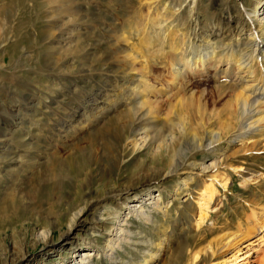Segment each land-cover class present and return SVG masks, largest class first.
I'll use <instances>...</instances> for the list:
<instances>
[{
	"label": "rangeland",
	"instance_id": "1",
	"mask_svg": "<svg viewBox=\"0 0 264 264\" xmlns=\"http://www.w3.org/2000/svg\"><path fill=\"white\" fill-rule=\"evenodd\" d=\"M196 1L194 5L193 0H178L182 7L172 13L171 9L165 10L167 2L162 1L158 4L159 12L167 15V24L179 21L178 16H182L181 23L189 24L192 13L195 14L192 9L196 8L199 10L201 35L203 30L222 24L227 32L225 42L232 46L231 37L235 39L244 33L240 31L244 16L242 7L254 10L259 0ZM144 3L139 0H84L85 7L89 8L85 15L90 26L86 29L80 27V32H75L76 41L83 43L80 54L72 59L73 47L60 50L57 44H49L54 37L49 33L53 19L48 17L53 4H47L46 0H0V264H58L65 256H72L74 249L80 250L88 245L104 247L109 234L117 226V220L123 216V210L125 212L122 203L132 194L145 192L140 184L142 181L149 177L157 179L161 171H166L170 151L165 149L162 154L154 156V141L135 151L130 145L127 150L120 147L135 135L134 129L127 128L125 122L118 126L110 124L108 128L106 123L111 114L106 117V122L102 120L96 126L93 120L89 122L81 116L82 110L79 116L74 115V111L82 107L85 110L88 105L87 109L93 106L97 114L91 112L99 116L97 107L102 106L101 101L106 104L119 100L116 96L124 91L119 93L114 80L117 69L123 70L129 66L128 62H134L130 68L138 69L139 73L140 68H146L147 80L154 86L151 99L157 104L156 112L161 119L168 121L164 123L165 131L163 127L161 135L163 132L169 137L174 134V147L189 141V130L197 132L198 138L204 136L207 126L217 130L219 121L216 115L222 112L228 100H233V92L245 83L244 79L240 80L245 73L235 68L232 70L237 75L233 74L227 80L222 72L227 63L221 62L218 69L209 66L204 73L189 75L182 88L178 86L177 89L170 81L169 58L155 57L149 66H145L144 63L149 61L147 54L156 49L166 54L170 46L159 42L161 32L158 26L156 29L151 26L149 33L145 31L144 26L150 20L146 18L149 17L148 5ZM77 5L75 2L70 6L75 10ZM138 14L143 16L140 20H136ZM54 20L62 24L66 19ZM122 24L126 33L131 31L133 24L143 28L148 46L136 33L129 41L121 36L123 31L113 30L112 36L108 37L107 29L109 31L114 26L122 29ZM190 27L191 32L200 28L194 24ZM52 30L57 34V30ZM100 40L101 46H97ZM220 41L218 39L217 43L221 44ZM252 46L242 45L240 52L252 53ZM85 49L92 50L86 54ZM124 49L138 61L128 59ZM85 57L88 61L84 60ZM95 62L99 63V69L90 73L92 77L85 78L84 73L78 72L77 68L95 67ZM258 63L254 62L255 79L263 75ZM65 69L72 72H65ZM55 72H61L64 77L57 80L52 75ZM156 87L160 88L157 93ZM95 97L100 102L93 101ZM122 108L125 110L127 105ZM226 117L221 113L219 119L224 121ZM123 137L126 138L120 142ZM28 143L34 149H29ZM232 151L228 153L231 155ZM229 158L225 162L228 167L223 166L220 171V175H229L228 187L217 186L220 195L212 204L214 210L203 226L194 227L190 222V216L197 213L195 202L201 180L184 189L182 199L169 208L170 217L152 213L153 223L136 216L129 217L124 227L133 233V242L116 250L118 263L114 264H144L149 258V243L162 239L166 244L158 264H189L196 253L202 256L197 264L231 261L240 243L220 247L219 242L232 233L237 234L239 240L246 235L242 242L249 248L241 253L247 255L251 251L250 243H257L264 236L263 229H258L264 219V152L237 153ZM213 159L214 154L204 149L195 152L191 161L197 164ZM239 167L243 170L236 172L234 169ZM9 169L14 172H8ZM249 173L256 176L251 177ZM158 184H153L152 190L161 193L164 203L175 196L178 186L185 187L175 177ZM129 187L134 190L123 192L119 199L115 197L116 192L109 194V190ZM83 207H86L83 216L75 226H70V218ZM98 216L102 220H98ZM45 230L50 237L44 241L38 234ZM70 236L72 238L66 239ZM73 245L76 247L71 250ZM260 248L254 256H245L240 264H264V246ZM202 258L205 259L201 261ZM92 259V264H112L102 254Z\"/></svg>",
	"mask_w": 264,
	"mask_h": 264
},
{
	"label": "bare ground",
	"instance_id": "2",
	"mask_svg": "<svg viewBox=\"0 0 264 264\" xmlns=\"http://www.w3.org/2000/svg\"><path fill=\"white\" fill-rule=\"evenodd\" d=\"M139 1L141 3L145 2L144 4L148 5L147 8H148L149 17L146 18H149L150 22L144 26L145 31L149 33L151 26H153L155 29L158 26L160 29L159 33L161 32L160 34L161 38L159 39V42L161 44L169 43L168 45L170 46V49L168 51L166 50V54L168 55H166L164 51H160L158 49L152 51V53L147 54V59L149 61L144 63L145 66H149L153 62L155 57L156 59L169 58L168 59L169 61L167 59L166 60L167 62H169L168 67L170 68L171 84L172 86H174V88L175 87L177 88L178 86H179L178 88H182L184 84L183 81H185L184 79L188 78L189 75H194L198 72L204 73L205 71H207V68L209 66L218 69V67L221 66L222 64L221 62H223V63H227V68L222 69V72L224 73V77L226 76L227 80L231 77V75L233 74L237 75V73H233V71L236 69L239 72L245 73L244 78L243 76L242 77L240 76V80L244 79L243 82L245 83L244 84L240 83L242 85L233 92L234 93L233 97H231L233 100L230 101L228 100L227 103L224 105L222 112L216 115V118L219 121L217 130L212 129L209 126L205 127L206 132L204 133V136L202 138H198L199 135L197 132L193 130H189L188 131V134L190 136L189 141L180 142L179 147H174L175 145L174 134L171 137H169L167 134H163L165 133L163 132L161 135V132L163 131L162 128L164 127V123H167L168 121L165 119H161L159 117L158 112H156L157 104H154L155 103L153 101L154 99L153 100L151 99V97L154 95V90H153L154 86H152L147 80L146 68H140V73H139L138 69L130 68V66L133 65L134 62H128L129 66L124 67L123 70L122 68L117 69L115 73L116 78H114V80L116 81V85L119 86L118 87V90L120 91L119 93L124 91V93L116 96L117 98H119V100H112V103L108 102L106 104L103 103L104 101H101L102 106L98 105L97 107L98 108L97 111L98 113H100L99 116L94 115V113L96 112H94L93 106L90 110H88L87 109L88 105L85 106L86 107L85 110H83L82 107V109H78L74 111L75 112L74 115L79 116L82 110L81 116L89 122L93 120V123L96 126V123H99L102 120L104 121L107 120L106 117L109 114H111L109 115V120L106 123L108 128L110 124L118 126L125 122L127 128H132V130L134 129L133 132L135 135H132L133 137L131 139H128L127 141L125 140L126 141L125 144L121 143L120 147H125L127 150L128 146L130 145L131 148H133V150L135 151L144 148L146 145H149L151 144L152 141H154L155 145L152 149L153 153L155 154L154 156L162 154V151H164L165 149L170 151V154L166 162L167 168L165 172L161 171L157 179L149 177V179H146L145 181H142L140 183L143 185L142 190H145V192L142 191L143 195L139 193L132 194L130 195V198L128 200L122 203L125 207V212L123 210V216H121L117 220V226L114 227L111 233L109 234V237L104 247L98 248V246L88 245L78 250V249H74L76 246L74 247L73 245V247H71L72 248L71 250L74 249V252H71V254L73 253L72 256H65L64 258H62V261L58 264H92L93 256L95 255L99 256L100 254L107 257L112 264L118 263L116 250L123 249L124 244H130L131 242H133L131 240V235L133 233L131 232L130 229L124 227V225L127 224L129 217L136 216L142 218L147 222H152V223H153L152 213L158 212L163 214V216L165 217H170L171 215L169 213V208L173 205L175 201L178 202L179 200L182 199L181 194L185 193L184 189H186L189 185L195 183L196 181L200 182L201 180L202 182H200L199 184L200 188L197 193L198 196L196 197L197 201L195 202V204L197 205V213L196 215L193 214L190 216V222H191V226L194 227L203 226L204 223L210 218L211 216L210 212L214 210L213 205L217 197L220 195L219 194L220 191L218 190L217 186L221 185L225 189L228 187V182L230 180L229 175L226 173L220 175V171L222 170L223 166L228 167V165H225L226 160L230 159L229 158L230 156L237 153L248 154V153H255L256 151L264 152V0H259L258 5L254 10L249 11L246 8H244V6L242 7L244 16L242 17L243 19L241 20L240 23L241 26L243 25L242 30L240 31L244 33L242 35L240 34L235 39L231 37L232 39H230V41H232V43L234 41V44H231L232 46H229L225 42V37L227 32L223 29V27H221L222 24H220L221 25L220 27H212L211 29H207V31L203 30L202 31L203 34L201 35L200 32L201 21L199 22V10H196V8L192 9V12H194L195 14L192 13L193 18L191 19L189 24L187 22L181 23L182 16H178L179 21H177L176 23L167 24L168 17L166 14H163V12L161 13L159 12L158 4L162 1L163 2L165 1V3L167 2L166 3L167 6L165 10L169 11L171 9L172 10L171 13H172L174 12V10L177 11L181 9L182 7L181 2L178 3L177 2L178 0H139ZM75 2L78 3V5L77 7H75L74 10V7L70 5L71 4L75 5ZM196 2H197L196 0H193L194 5L196 4ZM46 3L53 4V7L48 12V17L53 19L51 20L52 24L50 25L49 33H51L50 36L53 35L54 37L51 43L49 44H53V45L57 44L58 46L57 45L56 46L57 48L60 47V50L64 47L65 48L68 47V49L69 46L73 47L74 51L72 50L71 52V54H73L71 58L74 59L77 55L80 54L81 44L83 43V42L82 43L79 42V40L76 41L74 36L77 34H75V32L76 31L80 32V27L85 28L90 26L89 24L90 20H88L86 17L87 15L86 12L89 8H87L88 6L85 7L84 0H46ZM195 10L197 12H195ZM74 11H76L75 14L73 13ZM135 17L136 20H140V18L143 16L141 14H138V16ZM58 18L59 20L61 19L62 20L66 19V20L62 24H60L59 22L55 23L54 19H58ZM158 18L160 20H157ZM218 21L219 20H217V23L220 22ZM193 24L196 26V28L197 27L200 28L195 29L194 32H191L190 26ZM217 25L218 24H216V26ZM57 28H59V30ZM52 29L57 30V34H55V32ZM144 29L139 28L137 24H133L130 28L131 31L126 33L125 26L122 24V29H119L118 26L116 27L114 26L109 31H107L108 29L105 30L108 37L112 36L113 30L117 32L123 31L121 33V36L126 41L131 40L134 37L133 33H136L137 34L136 36L141 38L143 44L148 46V40H145L146 33L144 34L145 32ZM141 33H143V35ZM81 36H79V38ZM148 38H150V35H148ZM218 39L221 40L220 41L221 44L217 43ZM248 44L249 45L253 44L252 53L240 52L241 49L240 46L248 45ZM97 46H101V40L99 41V44ZM89 50L92 49H87L86 54H89ZM123 51L126 52L128 59H133L134 61H138L137 57L136 56L133 57L130 53L127 52L126 49H124ZM58 57L62 59L60 57V54L58 55ZM69 58L70 57H68L67 59ZM85 58L86 59L84 60L88 61L87 57ZM102 60L103 59L101 58L98 59V61H102ZM255 61L257 63L259 62L258 64L261 66V70L263 71V75L261 74L262 76L259 79H255L256 78V73L254 68ZM67 62L68 61H65L64 63ZM93 63L94 61L92 62V65H94ZM95 64H96L95 67H92L91 65V67L89 68H85V69L77 68V70L79 73H84V75L83 74L82 75L85 78L92 77V74H94L93 71L94 70L97 71L98 68L97 66L99 65V63L95 62ZM91 68H96V69H91ZM261 70L259 73H262ZM64 71L69 73L72 72L71 70H66V69ZM90 73L92 74L90 75ZM52 75L57 80H59L58 77L59 78L64 77L61 76V72L60 73L55 72L52 73ZM218 75H221L220 72ZM221 76L223 78V75ZM122 79L123 82H120L122 81ZM147 82L148 85H146ZM159 89L160 88L156 87L155 93H157ZM121 96L122 99H120ZM94 100L100 102L98 101L97 97H95L93 101ZM178 101L179 102H177V105L178 103H180V100ZM96 104L97 103H95V105ZM126 105L127 108L124 110V108L122 107H125ZM29 111L31 112V110ZM91 111H93L94 113ZM221 113H224L227 116L224 121H221V119H219L221 117ZM181 120H182L181 123L183 125L181 123L180 124L184 126L185 124L184 120L183 119ZM149 125L150 128L148 127ZM154 130L156 131L154 132ZM164 131H165V127H164ZM30 132H32L31 129L29 131V134ZM124 138L126 137H123L120 142H122ZM28 144L26 146H28L29 149H34L33 146ZM102 146L104 145L102 144ZM204 149L209 150L211 154H214V159L197 164L195 162H192L191 158L193 154L197 151ZM231 150L233 151L232 154L230 155L228 152ZM29 152L30 151H28V153ZM103 153L106 154V152ZM234 170L236 172H239V170H243V168L239 167V169H234ZM8 172H14V170L9 169ZM248 175H250L251 177L256 176L253 175L252 173H249ZM172 177L181 180V182L185 187L181 188L180 187L181 185L178 186L175 189V196H174L175 198L172 196L171 200L164 203L163 202L164 199L163 197H161V193L153 192L152 188L155 187L153 184L162 183L166 179ZM133 190H134L133 187L125 188L119 191L109 190V194L112 192H116L115 197H118L119 199L121 195H124L123 192H131ZM157 191H159V188L157 189ZM140 195H142V197H140ZM189 195L190 193L188 194V196ZM187 199L188 198L184 199L183 201L186 202ZM85 210L86 207H83L73 214V216L70 218L71 219L70 226H75V223L83 216ZM97 218L98 220H102V218L99 216ZM258 229H263L264 232V219L261 221V223H259ZM250 232L252 233L253 231L250 230ZM227 235L228 236H226L225 238L223 237L221 238V241L219 242V244L221 245L220 247H223L225 245L230 246L232 245V243L233 245L234 244L237 245L239 243L240 244L238 245V247L236 246L237 249L235 254L233 255L234 258L230 259L231 261H224L218 264H240L241 260H243L245 256H247V258L254 256L256 252L261 249L260 247L264 246V236H262L260 237L259 242L256 243L254 241L250 243L251 246L249 250L251 251L247 252V255L244 256V254L246 253L244 252L241 253V252L245 248H249V246H244V243L242 242L244 238L246 239L245 237L246 235L244 237L241 236L242 238L240 240L238 239L239 237L237 234L232 233ZM38 236L40 237V239L44 241L50 237L49 232L47 230L39 233ZM70 238H72V236L66 239H70ZM254 243H256L255 246L253 245ZM90 244H94V243H90ZM164 244L166 243H164L163 239L161 241H158L157 243L150 242L149 246L151 249L148 252L149 258L145 260L144 264H158V261H160L159 259H161L162 251L165 248ZM200 257H202L201 254L196 253L195 256L193 257L192 262L189 264H197ZM204 259L205 258H202L201 261Z\"/></svg>",
	"mask_w": 264,
	"mask_h": 264
}]
</instances>
